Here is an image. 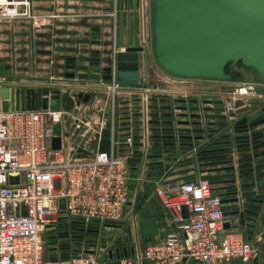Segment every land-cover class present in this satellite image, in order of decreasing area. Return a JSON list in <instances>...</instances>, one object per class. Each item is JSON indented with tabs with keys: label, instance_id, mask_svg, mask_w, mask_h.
<instances>
[{
	"label": "built area",
	"instance_id": "2783aa9c",
	"mask_svg": "<svg viewBox=\"0 0 264 264\" xmlns=\"http://www.w3.org/2000/svg\"><path fill=\"white\" fill-rule=\"evenodd\" d=\"M140 2L145 35L150 23V0ZM18 17H32L31 0H0V19ZM146 42L149 44L148 38ZM120 49L114 48L110 59L113 77L108 81L115 89L120 83L114 76L115 54ZM6 82L0 73V264H94L95 257L83 249L67 255L58 251L54 258L44 256L43 234L54 225L57 213L66 223L82 226L126 221L135 245L134 255L122 258L121 264H130L133 259L153 264L185 260L225 264L234 259L245 263L259 256L258 242L225 226L229 223L228 211L222 208L226 203L208 173L154 180L151 190L172 213L174 227L162 239L140 240L136 206L153 146L154 116L148 107L151 91H140L142 100L134 104L141 105L140 109L132 105L134 111L129 114L120 115L117 108L101 114V118L91 119V128L86 132V125L76 113L71 116L75 121L62 120L61 108H43L29 102L5 108L4 103L11 101L1 91ZM260 84L264 83L244 80L232 84L233 90L220 98L221 113L232 117L231 112L242 108L236 101L255 96ZM135 112L140 115L135 116ZM130 117H134L132 125L128 124ZM108 118L112 121L110 153L98 151L100 132ZM57 122L62 124V145L54 149L51 138ZM172 125L177 129L176 123ZM115 133L118 138H114ZM131 156L140 161L128 162ZM11 177L17 180L11 181ZM131 178L136 179V185L128 184ZM61 198L64 208L60 207Z\"/></svg>",
	"mask_w": 264,
	"mask_h": 264
},
{
	"label": "crops",
	"instance_id": "0c3cea01",
	"mask_svg": "<svg viewBox=\"0 0 264 264\" xmlns=\"http://www.w3.org/2000/svg\"><path fill=\"white\" fill-rule=\"evenodd\" d=\"M32 17L7 18L0 21V65H3V75L6 84L2 87L6 90V96L11 101L5 107H16L21 104L41 106V90L44 86L67 85L71 87L94 88L96 90H61L59 103H62V94L65 92L71 97L74 110L73 114H80L86 132L91 128V119L101 118L106 114L119 109V114L131 113V108L137 102L132 98L142 97V90L151 91L148 95L157 98H169L170 101H155V105H171V109H151L156 112H171L170 117L154 116L152 120L163 121L164 119H194L188 116L179 117V113L197 112L202 107H211L214 103H205L203 100L214 101L225 98L227 87L237 82L212 81L206 79H180L165 73L155 62L150 54L146 58L144 52L139 53V81L136 83L120 82L118 88L111 86V82L103 79L80 78L79 72H90L89 65L96 64L93 57H99L98 64L109 65L114 48H119V12L120 0L116 1L117 13L113 14L114 0H31ZM137 32L138 40H143V18L141 15V2L138 0ZM116 16V18H115ZM115 38V39H114ZM74 48L80 59L73 56ZM55 55H58V63L64 64L66 72L63 77L67 82H53L59 79L46 73H50L49 66L53 63ZM75 64V68L70 65ZM78 64V65H77ZM43 68V69H42ZM48 68L49 70H44ZM77 70L75 78L73 71ZM49 71V72H48ZM59 71V70H58ZM100 75L107 72L99 71ZM76 79V80H75ZM9 80V82H8ZM41 81H47L41 83ZM256 88L255 96L243 97L236 101L239 107H249L254 111L257 106L264 103V84ZM172 92L173 94L169 93ZM89 94L87 101L79 94ZM185 93V94H184ZM261 95L262 97H259ZM33 96H35L33 98ZM195 97L196 104L187 102H174V98ZM34 99V101H33ZM53 101V99H51ZM51 101V102H52ZM186 105V110H175L174 106ZM199 107V109H198ZM122 108H124L122 110ZM76 109L78 111H76ZM80 112V113H79ZM204 113H215L205 111ZM217 113V112H216ZM246 111L236 116L224 119H209L212 125H202L203 132H177L175 131H151V142L158 144L150 147V158L146 177L142 182L141 191L137 197L139 203L137 218L142 219L154 217L158 232L151 236H140L142 242L162 239L173 229V215L161 204L158 197L152 192V182L160 177H194L201 173H208L212 177L219 193L223 199H228L229 226L232 230L241 232L247 239L254 240L260 245L259 256L248 262L242 263L234 259L225 264H263L264 263V216L261 220L254 221L248 218L252 214L245 212L246 206L243 201L248 198L242 196L239 202L231 201L230 198L237 194H228L230 191L243 192L251 189H264V186L241 187L240 184L259 181L252 178L257 172L264 168L256 169V165L264 161V134L258 130V126H251L255 119L245 114ZM126 114V115H127ZM134 117H130L128 124L132 125ZM205 119L204 121H206ZM232 124L226 126L227 123ZM170 124L160 122L151 124V127H170ZM176 127H195L191 124H178ZM176 129V128H175ZM219 129L221 133L218 132ZM84 131V130H82ZM66 132V130H65ZM175 135L174 138L165 135ZM219 134H221L219 136ZM181 135H192L191 138H183ZM195 135L202 136L200 138ZM233 138V139H232ZM231 160V162H227ZM203 163H209L208 165ZM228 167V168H225ZM212 170H211V169ZM225 168V169H223ZM210 169V171H209ZM218 178V179H216ZM235 179V182L230 183ZM264 179V178H262ZM218 181V183H216ZM236 185L228 189L227 184ZM257 198H263L264 194H257ZM137 207V206H136ZM236 211H239L238 213ZM62 222L66 223L64 220ZM103 245L97 248H83L81 244L75 243L74 238L68 235H52L48 257L54 258L58 251L65 253L76 252L83 249L95 257L94 264H121L120 260L126 256L134 255V244L129 240L128 223L117 221L107 225L99 226ZM99 237V235H96ZM124 236V240L122 238ZM101 241V242H102ZM75 243V244H74ZM130 264H153L148 260L142 263L132 260ZM174 264H205L197 261L185 260Z\"/></svg>",
	"mask_w": 264,
	"mask_h": 264
},
{
	"label": "water",
	"instance_id": "95a60500",
	"mask_svg": "<svg viewBox=\"0 0 264 264\" xmlns=\"http://www.w3.org/2000/svg\"><path fill=\"white\" fill-rule=\"evenodd\" d=\"M138 0H120L119 12V38L118 45L120 49L115 54V79L119 82L136 83L139 81V53L144 52L146 58L151 54L157 65L167 74L180 79H206L212 81H230L233 82L238 77L237 72L229 71L228 66L232 65L237 70H247L250 72V79L254 76L259 82L264 83V0H150V21H151V45L146 40L148 33L142 35L145 40H138L137 17ZM93 62L88 67L90 72H79L80 78L109 80L113 77L112 66H101L98 64L99 57H93ZM75 68V64L70 65ZM99 71L107 72L100 75ZM0 73L3 74V65H0ZM96 90L94 88L71 87L67 85L44 86L41 90V106L43 108H59L61 90ZM233 90V85L227 87ZM173 94L172 92H169ZM2 94L6 96V90ZM87 101L89 94H79ZM35 96H33L34 98ZM49 99H53L49 102ZM141 98L135 97L133 101L141 102ZM174 102H187L196 104L198 99L193 97L189 99L175 97ZM148 101H170L169 98L148 97ZM205 103H214L211 107H202L197 112L179 113V117L188 116L194 118L191 120L180 119L173 121L164 119L163 121L153 120L155 123L162 124H191L195 127H151V130L177 131V132H203L204 125H212L214 122L209 119H224L226 115L221 113L223 99L214 101L203 100ZM6 102L4 103L5 107ZM150 109H171V105H148ZM6 108V107H5ZM134 109H140L141 105H133ZM186 105L174 106L175 110H186ZM199 109V107H198ZM250 110L248 106L239 108L230 113V116H236L238 113ZM205 111H214L215 113H204ZM217 112V113H216ZM250 117L255 118L250 124L258 126V130L264 134V103L257 106L254 111H250ZM139 116V112L133 113ZM151 116L170 117L171 112H150ZM207 119L206 121H204ZM135 123H139L138 120ZM111 119H107L105 126L100 132L98 151L110 153L111 147ZM139 130V128H137ZM54 135L51 138V146L58 149L62 145V124L55 123ZM138 136V135H136ZM165 137L174 138L175 135H165ZM183 138H191L192 135H181ZM195 137H202L195 135ZM114 138L117 137L115 133ZM157 142H151L156 145ZM136 153L139 150L135 151ZM128 162H139V157H128ZM264 168V161L256 165V169ZM252 178L259 181H251L240 184L241 187L264 186V170L257 172ZM11 181L17 180V177H11ZM235 182V179H231ZM215 182V181H213ZM128 184L136 185L134 178L128 180ZM236 185H234L235 188ZM230 200L239 202L242 196L248 199L243 201L246 206L245 212L252 214L248 218L254 221L261 220L264 216V197H254L257 194H264V189H251L238 192ZM228 199H222L226 203ZM64 198L60 199V207L64 208ZM225 211L229 210V205L222 207ZM229 212V211H228ZM237 213L239 211H236ZM186 212H184L185 214ZM226 227L229 223L225 224ZM128 230L129 240H132L130 228ZM158 232L157 223L154 217H149L139 221V233L141 236H151ZM124 240V236H122ZM264 264V263H263Z\"/></svg>",
	"mask_w": 264,
	"mask_h": 264
},
{
	"label": "rangeland",
	"instance_id": "374dc122",
	"mask_svg": "<svg viewBox=\"0 0 264 264\" xmlns=\"http://www.w3.org/2000/svg\"><path fill=\"white\" fill-rule=\"evenodd\" d=\"M149 6H150V3H149ZM148 10H150V7L148 8ZM149 14H150V11H149ZM2 20H4V19H2ZM0 21H1V19H0ZM148 34H149L148 35V42H149V45H151V21L148 24ZM73 56L76 59H78V60L80 59V56L78 55L77 50L75 48L73 50ZM58 58H59L58 55H55V57H54V60H55L54 62L55 63H53V64H51L49 66V69L53 70V71H50V73H46V75L47 74H49V75L52 74L53 77H55L56 75L60 76L59 79H55V81H53V82H67V80L63 77V74H64V72H66L68 70H66V67H64V64L58 63V60H57ZM46 69L49 70L48 68H44V70H46ZM228 70L229 71H233V72H237V73L240 72L238 77H237V79H235L234 82L249 80L251 78L250 77V72L251 71L237 70L232 65L228 66ZM72 72H73L72 76H73V78H75L77 70L74 69L73 71H71V73ZM253 80L256 81V82H259L258 79H256L255 76H254ZM8 82H9V80H8ZM40 82L43 83V82H47V81H41L40 80ZM257 87H260V86L258 85ZM61 96H62L63 100H62V103L60 104L59 108H61L63 110V112H64L62 114V120L66 121L67 123L71 122V121L72 122L75 121L74 117L73 118L71 117L72 116V111L74 110V107H73V105L71 103L72 102L71 97L69 95H67V93H65V92ZM76 111H78V110L76 109ZM250 113L251 112L248 110V111H246L245 114L250 116ZM79 116H80V114L78 115V117ZM228 125H231V128H232V124L228 122L226 124V126H224L225 129L226 128L228 129ZM218 132L221 133V130L219 129ZM221 134H219V136ZM227 162H231V160H229ZM203 164L208 165L209 163H203ZM225 168H228V167H225ZM225 168H223V169H225ZM210 169H209V171H210ZM217 170H219L218 167L213 169L214 174H216L215 171H217ZM214 174L212 175V177H214V178L218 177L217 175H214ZM216 179H218V178H216ZM216 183H218V181ZM230 183L232 184V182H230ZM230 183H226L227 184V188L234 190L233 189L234 185H231ZM228 194L229 195L233 194V192L230 191V192L227 193V195ZM138 207H139V203H137V207H136V211L137 212H138ZM60 216H61V214L57 213L56 216H55L57 219H56V222H54V225L52 227H50V228H47L44 231V234H43L44 256L48 257L49 250L51 249L50 247L52 246L51 241L54 238L55 239L57 238L56 236L53 237L52 235H68V237L74 238L73 241H75V243L78 242L77 244H81L83 246V248H87L88 250H92L93 248L100 247L101 245L104 244L103 241H102L101 233H100L101 232V228L100 227H97L94 224H85V225L82 226V225H77V224H75L73 222H69V221H68V223H64V222H62L61 218H59ZM96 235H99V237H97Z\"/></svg>",
	"mask_w": 264,
	"mask_h": 264
},
{
	"label": "trees",
	"instance_id": "16d2710c",
	"mask_svg": "<svg viewBox=\"0 0 264 264\" xmlns=\"http://www.w3.org/2000/svg\"><path fill=\"white\" fill-rule=\"evenodd\" d=\"M240 73V72H239ZM239 73H238V75H239Z\"/></svg>",
	"mask_w": 264,
	"mask_h": 264
},
{
	"label": "bare ground",
	"instance_id": "6f19581e",
	"mask_svg": "<svg viewBox=\"0 0 264 264\" xmlns=\"http://www.w3.org/2000/svg\"><path fill=\"white\" fill-rule=\"evenodd\" d=\"M144 30V29H143ZM144 32V31H143Z\"/></svg>",
	"mask_w": 264,
	"mask_h": 264
}]
</instances>
